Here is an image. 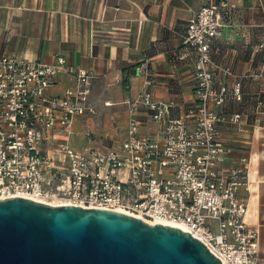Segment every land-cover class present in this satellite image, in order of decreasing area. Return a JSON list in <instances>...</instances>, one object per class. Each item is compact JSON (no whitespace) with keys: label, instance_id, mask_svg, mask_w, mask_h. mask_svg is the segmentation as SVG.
<instances>
[{"label":"built area","instance_id":"built-area-1","mask_svg":"<svg viewBox=\"0 0 264 264\" xmlns=\"http://www.w3.org/2000/svg\"><path fill=\"white\" fill-rule=\"evenodd\" d=\"M208 1L183 35L197 53V105L188 113L193 125L184 116L173 117L172 104L143 92L128 102L129 136L120 151L84 154L60 144L57 165L42 144L53 131L71 134L76 118L93 113V74L76 70L65 56L55 63L0 57V201L22 197L127 213L149 224L181 226L223 264H264L260 233L247 223L249 205L238 194L248 173L223 169L227 150L218 123L226 118L212 108L243 98L242 83L233 90L217 86L212 67V45L230 27L232 8ZM147 70L143 64L137 73ZM63 73L75 87L53 97L49 90ZM142 110L160 127V138L141 133Z\"/></svg>","mask_w":264,"mask_h":264},{"label":"crops","instance_id":"crops-1","mask_svg":"<svg viewBox=\"0 0 264 264\" xmlns=\"http://www.w3.org/2000/svg\"><path fill=\"white\" fill-rule=\"evenodd\" d=\"M223 1L232 16L223 38L212 45V67L216 85L233 90L241 82L243 98L212 108L226 118L218 123L227 150L223 169L248 173L238 194L249 205L246 220L260 233L264 259V0H216ZM208 2L0 0V57L55 63L65 56L76 70L93 74V113L76 118L71 134L53 131L42 144L44 153L60 165V144L84 154L120 151L129 136L128 102L147 91L172 104L173 117L184 116L192 126L188 113L197 105V53L184 44L183 35L194 12ZM143 64L147 72L137 73ZM73 87L63 73L49 94L62 97ZM139 119L143 135L160 138L150 113L142 110Z\"/></svg>","mask_w":264,"mask_h":264},{"label":"water","instance_id":"water-1","mask_svg":"<svg viewBox=\"0 0 264 264\" xmlns=\"http://www.w3.org/2000/svg\"><path fill=\"white\" fill-rule=\"evenodd\" d=\"M0 264H223L188 231L114 210L0 201Z\"/></svg>","mask_w":264,"mask_h":264},{"label":"trees","instance_id":"trees-1","mask_svg":"<svg viewBox=\"0 0 264 264\" xmlns=\"http://www.w3.org/2000/svg\"><path fill=\"white\" fill-rule=\"evenodd\" d=\"M231 16H232V11H231V15H230V13L227 15V20L229 21V19L231 18ZM133 74V73H132ZM135 74V73H134ZM130 76H131V74L129 75V77H127L126 79H125V81H124V84H126V86H127V88H130ZM220 114H222V113H220ZM223 116H225L224 114H222Z\"/></svg>","mask_w":264,"mask_h":264},{"label":"bare ground","instance_id":"bare-ground-1","mask_svg":"<svg viewBox=\"0 0 264 264\" xmlns=\"http://www.w3.org/2000/svg\"><path fill=\"white\" fill-rule=\"evenodd\" d=\"M150 225H155V224H154V223H153V224L151 223ZM170 225L173 226V224H170ZM170 225H168V226H170ZM174 227H177V228L182 229L183 231H185L181 226H176V225H174Z\"/></svg>","mask_w":264,"mask_h":264}]
</instances>
